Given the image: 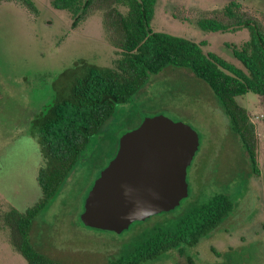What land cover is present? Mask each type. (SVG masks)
Instances as JSON below:
<instances>
[{
	"label": "rangeland",
	"instance_id": "rangeland-1",
	"mask_svg": "<svg viewBox=\"0 0 264 264\" xmlns=\"http://www.w3.org/2000/svg\"><path fill=\"white\" fill-rule=\"evenodd\" d=\"M32 1L37 14H30L20 3L0 4V216L11 208L24 212L41 196L37 175L44 158L27 131L34 114L54 98L55 80L66 79L82 60L109 67L118 57L106 40L100 13L72 30L70 15L55 10L51 0ZM231 1L263 20L264 0H157L151 27L203 42L205 53L213 52L241 68L228 45L240 46L248 40L247 30L205 32L197 26L204 14L219 11ZM237 101L256 126L260 168L264 96L247 93ZM158 115L189 125L199 136V148L187 168V198L171 213L135 222L120 234L84 226L80 215L85 199L116 155L120 138L145 118ZM217 196L226 198L231 210L216 229L195 246H181L140 264H264L263 174H253L208 85L188 68L169 65L150 74L144 86L118 104L91 137L56 195L34 219L30 241L37 251L62 264H125V247L142 227H160L165 218L175 222L183 210ZM0 264H27L1 228Z\"/></svg>",
	"mask_w": 264,
	"mask_h": 264
},
{
	"label": "trees",
	"instance_id": "trees-1",
	"mask_svg": "<svg viewBox=\"0 0 264 264\" xmlns=\"http://www.w3.org/2000/svg\"><path fill=\"white\" fill-rule=\"evenodd\" d=\"M2 2L20 3L30 14H37L32 0ZM156 3L157 0L50 1L55 10L70 15L72 30L100 13L106 40L118 57L109 67L85 60L76 63L66 79L55 80L54 98L29 122L27 132L37 140L44 158V166L37 175L41 196L24 212L11 208L0 216V228L7 232L10 246L27 264H62L32 246L30 232L34 219L56 195L91 137L113 115L116 106L129 101L150 74L166 66L188 68L208 85L238 136L253 174H263L264 180V137L259 168L256 126L247 109L237 101V97L247 93L264 96V17L261 20L231 1L197 21L198 28L205 32L247 30L248 40L240 46L228 45L242 65L238 68L213 52L205 53L203 42L154 31L151 22ZM230 210L231 203L217 196L203 205L183 210L175 222L165 218L160 227H142L134 241L125 247V264L152 261L169 250L195 246L218 227Z\"/></svg>",
	"mask_w": 264,
	"mask_h": 264
},
{
	"label": "water",
	"instance_id": "water-1",
	"mask_svg": "<svg viewBox=\"0 0 264 264\" xmlns=\"http://www.w3.org/2000/svg\"><path fill=\"white\" fill-rule=\"evenodd\" d=\"M199 136L182 122L145 118L119 140L118 150L95 180L80 221L120 234L135 222L177 208L188 196L187 168Z\"/></svg>",
	"mask_w": 264,
	"mask_h": 264
},
{
	"label": "flooded vegetation",
	"instance_id": "flooded-vegetation-1",
	"mask_svg": "<svg viewBox=\"0 0 264 264\" xmlns=\"http://www.w3.org/2000/svg\"><path fill=\"white\" fill-rule=\"evenodd\" d=\"M192 163V162H191Z\"/></svg>",
	"mask_w": 264,
	"mask_h": 264
}]
</instances>
